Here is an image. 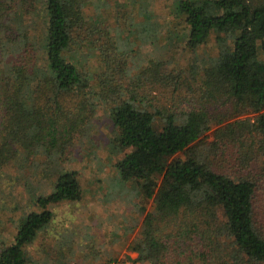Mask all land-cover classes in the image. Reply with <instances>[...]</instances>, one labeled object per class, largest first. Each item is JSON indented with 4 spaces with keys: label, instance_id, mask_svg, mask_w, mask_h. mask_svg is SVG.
Returning a JSON list of instances; mask_svg holds the SVG:
<instances>
[{
    "label": "trees",
    "instance_id": "obj_1",
    "mask_svg": "<svg viewBox=\"0 0 264 264\" xmlns=\"http://www.w3.org/2000/svg\"><path fill=\"white\" fill-rule=\"evenodd\" d=\"M104 2L113 4L0 0V179L11 166L27 193L50 189L0 264H29L26 247L53 221L51 208L80 199L64 161L77 143L92 150L98 108L113 127L120 189L141 193L128 244L136 262L264 264V0H167L174 25L164 32L148 1H139L143 21L129 16L133 0L100 21L88 6ZM34 3L41 22L31 34ZM150 38L180 46L194 65L135 67L136 44Z\"/></svg>",
    "mask_w": 264,
    "mask_h": 264
},
{
    "label": "rangeland",
    "instance_id": "obj_2",
    "mask_svg": "<svg viewBox=\"0 0 264 264\" xmlns=\"http://www.w3.org/2000/svg\"><path fill=\"white\" fill-rule=\"evenodd\" d=\"M130 1L132 0H113L111 6L105 2L97 7L91 5L88 6L90 9L88 11L93 10L101 21L102 15L114 14L115 3L124 11L123 5ZM133 1L136 5L131 6V2L129 16L143 21L144 15L138 10L141 0ZM144 1L149 3L147 6L151 11L150 20L160 23L162 32L174 25L169 15L167 0ZM40 9L41 7L34 3L31 8L32 14L26 15V24L30 23L31 17V34L33 28L36 29L34 33L40 32L33 22H41ZM159 39L154 41L150 38L144 43L138 41L136 45H139V53L134 59L135 67L147 64L150 58L158 59L166 70L173 63V67L191 68L194 65L192 57L187 59L180 46L174 50V45L170 46L171 41ZM207 46L215 49L213 35ZM174 58L177 61H174ZM87 67L94 73L100 70L95 58L89 60ZM92 123L95 142L92 150L86 152L83 147L80 148V143H77L64 161L66 170L77 173L80 199L51 208L54 213L53 221L48 228L38 234L32 244L26 247L29 264H103L107 259L140 264L135 260L137 254L128 249V244L134 235L130 233L131 228L141 221V216L136 211L141 193L131 184H124L122 190L120 189L122 186H119L118 172L113 167L116 156L108 151L113 127L101 108L97 109ZM2 172L4 174L0 179V249L13 241L25 214L37 210L38 206L35 204L37 198L50 190L49 187L46 189L36 187L31 193H27L25 186L16 183L15 175L19 170L10 166ZM22 173L30 175L26 171ZM60 251H63L64 256Z\"/></svg>",
    "mask_w": 264,
    "mask_h": 264
},
{
    "label": "built area",
    "instance_id": "obj_3",
    "mask_svg": "<svg viewBox=\"0 0 264 264\" xmlns=\"http://www.w3.org/2000/svg\"><path fill=\"white\" fill-rule=\"evenodd\" d=\"M110 264H130L128 261H113Z\"/></svg>",
    "mask_w": 264,
    "mask_h": 264
}]
</instances>
